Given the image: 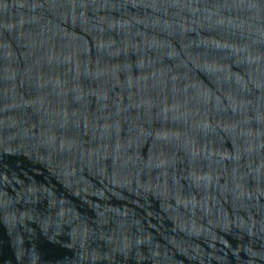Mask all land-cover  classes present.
<instances>
[{"label":"water","instance_id":"95a60500","mask_svg":"<svg viewBox=\"0 0 264 264\" xmlns=\"http://www.w3.org/2000/svg\"><path fill=\"white\" fill-rule=\"evenodd\" d=\"M0 264H264V0H0Z\"/></svg>","mask_w":264,"mask_h":264}]
</instances>
